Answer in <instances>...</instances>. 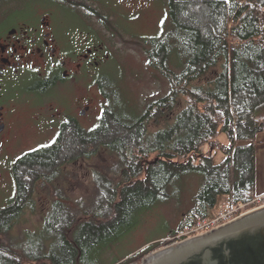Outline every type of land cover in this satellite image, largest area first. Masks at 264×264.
Returning <instances> with one entry per match:
<instances>
[{
    "label": "trees",
    "instance_id": "obj_1",
    "mask_svg": "<svg viewBox=\"0 0 264 264\" xmlns=\"http://www.w3.org/2000/svg\"><path fill=\"white\" fill-rule=\"evenodd\" d=\"M168 2L173 30L164 31L155 45L160 52L173 49L166 60L173 59L180 71L167 74L169 92L150 104L154 117H160L153 132L147 128L150 105L140 113L120 97L123 107L139 118L118 125L119 134L110 139L97 134V142L112 146L114 161L128 165L117 169L119 174L113 179L96 168L94 177L103 179L108 198L100 201H106L104 206L90 210L92 218L106 227L115 228L134 216L128 227L132 228L143 210L166 198L170 185L186 174H199L202 183L193 195V206L177 228L168 232L172 236L195 216L212 211L222 198L249 202L258 196L255 136L264 131V0ZM203 79L205 83H200ZM169 104L176 109L174 115ZM218 149L223 158L215 163ZM152 153L155 159L148 161ZM10 215L0 212V264L42 258L48 264L81 260L80 233L79 259L74 260V249L66 243L61 246V240L55 245L58 255L53 243L46 248L31 239V234L21 241L12 240L6 224ZM169 242L163 238L117 264L139 263L145 254Z\"/></svg>",
    "mask_w": 264,
    "mask_h": 264
},
{
    "label": "flooded vegetation",
    "instance_id": "obj_2",
    "mask_svg": "<svg viewBox=\"0 0 264 264\" xmlns=\"http://www.w3.org/2000/svg\"><path fill=\"white\" fill-rule=\"evenodd\" d=\"M155 2L169 17L168 0H0V212L11 214L8 232L21 213L39 210V230L29 234L40 238L58 210L63 230L55 233L79 259L80 219L75 217L82 160L94 158L97 134L110 139L119 134L118 125L140 116L123 107L119 95L104 91L100 71L125 52L129 23ZM168 23L142 46L150 69L162 65L172 73L166 57L173 49L160 52L155 45L166 29L172 33L170 17ZM160 55L162 61L155 63ZM169 108L172 113L173 105ZM106 164L111 170L128 165ZM67 187L77 195L71 198Z\"/></svg>",
    "mask_w": 264,
    "mask_h": 264
},
{
    "label": "rangeland",
    "instance_id": "obj_3",
    "mask_svg": "<svg viewBox=\"0 0 264 264\" xmlns=\"http://www.w3.org/2000/svg\"><path fill=\"white\" fill-rule=\"evenodd\" d=\"M163 9V4L161 6L155 2L153 8H145L141 11L138 17L128 25L127 36L123 41L122 47L125 48V52H120L118 56L108 61L100 71V74L103 75L104 91L110 93L113 91L114 95L117 94L120 97H125L128 105H135L136 111L140 113L153 101L165 96L170 90L171 81L167 76L169 73L167 68L164 69V66L160 65L157 69H150L148 67L150 65L149 56L144 52L142 46V44L149 45L147 39L155 37L160 33L162 30L161 23H164V26H169V17ZM138 41L141 43L138 44ZM161 58V55L158 56L154 60L155 63H158ZM167 67H170L174 73L180 71V67H178L177 63L173 62V59L171 63L169 61ZM199 82L205 83V80L203 79ZM82 93L85 94L84 91ZM91 95L98 104L100 101L98 94L91 90ZM114 95H111V97H114ZM175 111L174 107L172 114ZM148 118L150 119L147 124L148 131L153 132L158 128L156 127V122L160 117H152L150 115ZM96 123L98 124V122ZM221 139L225 140L224 134H221ZM101 146V144H97V152L93 154L94 156L92 155L94 158L89 161L82 160L79 187L81 197L79 213L75 217L76 220L80 219L79 230L81 235V260L77 264H117L130 255H134V253L147 245H152L163 238H168V232L177 228L178 224L186 217L187 211L193 206V195L197 193L202 183V177L199 174H186L169 186L166 198L157 199L153 205L143 210L136 217V219L138 218L137 222L132 228L128 227L131 225L134 216H130L125 223L121 222L115 228L112 226L106 227L107 225H102L97 218H92L94 214L90 210H96L100 205L104 206L106 201H100L108 198V196H105L106 188L103 187V179L97 180L94 177L95 170L97 167L104 169L105 173L113 179L116 177V173L119 174L117 169L124 165L117 166L116 164V168L113 167L114 169L112 170L110 168L107 169L108 165L106 163L111 164L115 162V153L110 149L99 148ZM215 147H217L216 144ZM222 158V152L219 149L216 150L214 162L218 163ZM154 159L155 154L152 153L148 161ZM141 168H143V164ZM67 189L68 187L65 191ZM77 192L75 188L70 189V197L77 195ZM224 200L226 198L221 199V201ZM71 201L69 200L70 203ZM259 205H264V197L260 199L258 204L249 205L247 209H252ZM56 208L57 205L53 207V209ZM53 213L54 215H51L49 222L46 224L48 227L46 233L42 234L43 236H40V238L31 237L37 244H44L46 242L47 245L44 244L46 248L52 243L54 246L58 243L60 235L56 234L55 231L63 230V226L61 227L59 224V220L61 219L60 213H58V210L53 211ZM40 219L39 210L35 211L34 214L21 213V216L15 221V223L17 222L15 224L16 227L9 229L10 232L8 233L11 239L18 241L23 239L26 234H29V231L33 232L38 229L41 222ZM125 228L127 230L122 233ZM30 245H33L32 241ZM58 252L59 249L56 247V255L59 254ZM32 253H36V251H32ZM45 262L48 264V259H29L25 261V264H43ZM131 262L132 264L135 263L134 261Z\"/></svg>",
    "mask_w": 264,
    "mask_h": 264
},
{
    "label": "water",
    "instance_id": "obj_4",
    "mask_svg": "<svg viewBox=\"0 0 264 264\" xmlns=\"http://www.w3.org/2000/svg\"><path fill=\"white\" fill-rule=\"evenodd\" d=\"M134 264H264V205L145 254Z\"/></svg>",
    "mask_w": 264,
    "mask_h": 264
},
{
    "label": "built area",
    "instance_id": "obj_5",
    "mask_svg": "<svg viewBox=\"0 0 264 264\" xmlns=\"http://www.w3.org/2000/svg\"><path fill=\"white\" fill-rule=\"evenodd\" d=\"M263 195H258L249 202L243 201H220L212 211H208L206 215L195 216L189 224L183 226L174 236L170 237L171 243L181 241L183 239L200 235L220 225L226 224L236 216L255 209H247L251 203H259L263 199Z\"/></svg>",
    "mask_w": 264,
    "mask_h": 264
},
{
    "label": "crops",
    "instance_id": "obj_6",
    "mask_svg": "<svg viewBox=\"0 0 264 264\" xmlns=\"http://www.w3.org/2000/svg\"><path fill=\"white\" fill-rule=\"evenodd\" d=\"M256 141V193L264 194V131L255 136Z\"/></svg>",
    "mask_w": 264,
    "mask_h": 264
}]
</instances>
